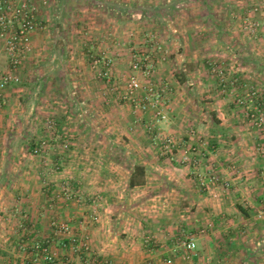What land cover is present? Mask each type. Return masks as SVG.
<instances>
[{
  "label": "rangeland",
  "instance_id": "374dc122",
  "mask_svg": "<svg viewBox=\"0 0 264 264\" xmlns=\"http://www.w3.org/2000/svg\"><path fill=\"white\" fill-rule=\"evenodd\" d=\"M26 1L34 8L39 23L34 32L40 31L44 38L41 49L36 50L32 33L30 50L15 69L19 81L14 86L23 88L21 99L25 105L19 114L22 118L13 121L22 120L19 127L8 131L9 153L16 157L17 171L26 169L31 157L41 156L49 170H81L83 177H89L85 180L89 183L95 177L92 172L99 170L96 157L101 155L115 160L110 170L111 166L119 172L130 168V175L146 154L156 156L157 161L149 164H156L161 171L165 165L158 161L160 153L170 157L171 166L179 163L176 148L180 140L174 133L165 132L168 116L174 111L169 105L175 89L168 82L155 81L159 65L170 62L176 73L190 74L188 79L193 83L186 90L190 92L186 105L195 118L190 120L188 129L183 128L189 135L181 137L208 135L209 125L212 129L219 115L216 109L225 112L221 117L229 131L223 137L221 125L215 129L214 141H222L215 144L216 153L221 155L218 158L222 159L217 169L208 170L204 165L203 169L187 167L197 176L185 183L196 194L188 190L183 193V202L188 203L192 217L164 248H159L151 237L145 244L153 250L159 248L160 264H220L223 259H212L211 252L206 257L199 254L203 250L202 240L191 232L193 228L188 223L199 219L191 200L211 198L214 186L223 187L225 192L221 196L245 207L248 220L244 226L247 230H242L247 241L243 240L242 247L247 250L221 264H264V2L127 0L138 3L132 11L142 18L124 22L107 7L116 0ZM0 45V54L8 58L3 43ZM137 61L142 70L133 67ZM146 65L152 66L149 74L143 73ZM21 71L27 74L23 77ZM37 78L41 80L38 83ZM133 78L141 84L134 95L138 104L123 98ZM144 119L146 124L141 123ZM123 130L128 132L127 136ZM132 139L134 145L130 146L128 141ZM53 156H64L66 160L52 164ZM148 167L146 178L151 176V187L147 194L157 204L147 205L166 208L172 205L170 201L179 205L177 195L184 184L174 176L154 177V168ZM68 187L70 198L77 202L85 199L77 188ZM163 195L169 199L165 201ZM136 197L132 203L137 201ZM201 218L211 224V214ZM58 228L63 232L67 227ZM190 238L195 239L197 247L187 258L183 242ZM40 244L39 249L44 248L43 242ZM28 246L25 244V250ZM48 252L45 256H50V264H63L56 254ZM144 260L143 264L155 261Z\"/></svg>",
  "mask_w": 264,
  "mask_h": 264
},
{
  "label": "crops",
  "instance_id": "0c3cea01",
  "mask_svg": "<svg viewBox=\"0 0 264 264\" xmlns=\"http://www.w3.org/2000/svg\"><path fill=\"white\" fill-rule=\"evenodd\" d=\"M259 1L264 2V0ZM40 14L44 19L43 13ZM43 38L44 35L40 31L33 33L32 40L33 45L37 46L36 50L41 49ZM2 48L0 45V51L3 50ZM179 51L181 53L179 57H182L183 49ZM159 66L155 81L165 84L168 82L175 89L169 105L173 106L174 111L168 116L170 121L168 126L166 125L165 132L170 135L174 133L180 140L176 148L178 155L176 161L179 163L171 166L170 157L160 153L158 161L165 165L164 170L156 169V164H149L150 161H157L154 155L146 154L141 164L148 169V166L154 168L153 174L151 173L154 177L164 174L167 177L174 176L184 184L177 195L181 205H178L177 201H170L172 205L166 208L147 205L149 202L157 204L156 199L147 194L151 187V176L146 178L145 184L131 188L130 168L119 172L111 166L110 170L109 166L114 165L115 160L107 155L96 157L100 163L99 170L92 172L95 177L91 179L94 182L92 180L89 183L85 182L89 177H83L81 170H49L42 162L41 156L31 157L32 162H29L26 169L17 171L14 167L16 157L9 153L8 131L19 127L22 122L20 120L17 124L13 121L22 118L19 114L25 107L21 99L24 94L23 88L14 86V83L4 88L0 87V264H50L47 260L48 256H45L46 250L53 256L57 255L56 258L63 264L75 262L104 264L105 261H110L112 264H143L146 263L144 260L146 258H153L154 264H160V258L157 261L159 248L169 245L172 242L170 237L174 236L177 230H182L185 222L192 217L188 214V203L183 202V193L187 190L194 193L192 188L187 189L185 183L189 184L197 176L193 175V170L188 171L187 167L198 168L204 165L203 167L208 170L211 167L217 169L222 159L218 158L221 155L216 153L218 148L215 149L218 146L215 144H220L221 140L217 143L213 139L217 127L214 123L212 129L209 125L208 135L205 133L204 137L190 136L188 139L181 137V134L189 135L185 129L190 126V120L195 118L186 105L190 95L186 90L193 83L188 79L190 74L186 75L187 80L184 83H180L176 77L177 70L172 69L170 62ZM8 70H10L8 58L0 54V78ZM26 74L21 71V76L24 77ZM39 81L40 78H37L35 82ZM205 81L207 82L206 79ZM177 102L181 105L178 106ZM216 110L219 112L217 118L223 128L221 135L225 137L229 131V125H226L224 118L221 117L225 112ZM151 114L149 116L153 121L155 119ZM205 120L210 122L209 119ZM141 123L147 122L144 119ZM127 133L124 132L126 136ZM133 141L134 139L128 141L130 146L134 145ZM64 160H66L64 156H53L50 162L53 164ZM209 174L207 173V176ZM122 178H125V181H121ZM90 183L93 184L89 185ZM67 185L74 186L75 190L77 188L85 199L77 202L70 198ZM136 190H138L137 194ZM223 192L225 188L214 186L211 190V198L201 196L197 201L191 200L193 211L199 212V219L195 218L194 223L188 224L193 228L191 232L199 235L197 238L202 240L204 251H200L199 254L206 257L211 252L212 259L224 260L234 257L241 250H247L242 247L245 241L243 236L245 232L242 230H247L244 226L247 225L248 219L245 218L247 209L240 204L235 205L226 195L221 196ZM166 195H163L165 201L166 198L169 199ZM135 196H138L137 201L132 203ZM93 198L95 200H91ZM230 209H233L231 212L235 215H230L232 214L228 212ZM206 213L207 216L211 214V224H207L208 219L201 218ZM61 226L67 228L60 232L58 227ZM149 237L153 242H157L158 249L153 250L150 245L145 244ZM241 237L243 239H240ZM40 242H43L42 249L38 247L41 245ZM25 244L29 245L27 250ZM257 244L259 245L260 241ZM223 260L218 263L221 264Z\"/></svg>",
  "mask_w": 264,
  "mask_h": 264
},
{
  "label": "built area",
  "instance_id": "2783aa9c",
  "mask_svg": "<svg viewBox=\"0 0 264 264\" xmlns=\"http://www.w3.org/2000/svg\"><path fill=\"white\" fill-rule=\"evenodd\" d=\"M38 24L34 8L30 7L26 0H0V43H3L8 53L10 64V70L0 78L1 88L19 81L15 69L20 66L22 58L30 50L31 35L37 29ZM133 67L142 70V66L138 61ZM151 68L152 66L148 67L146 65V70L143 73H151ZM140 85L137 78L131 79L123 98L133 100L138 104V101L134 99V95ZM34 152L38 153V149H35ZM196 247L194 238L183 242L185 253L189 254L187 258L190 257L191 253H194Z\"/></svg>",
  "mask_w": 264,
  "mask_h": 264
},
{
  "label": "trees",
  "instance_id": "16d2710c",
  "mask_svg": "<svg viewBox=\"0 0 264 264\" xmlns=\"http://www.w3.org/2000/svg\"><path fill=\"white\" fill-rule=\"evenodd\" d=\"M118 2H111L110 4H107V7L112 8L117 13V18L124 22L132 21L136 18H142L140 15H137L133 13L132 9L137 8L139 5L137 2L134 1H127V0H116ZM146 9V8H145ZM125 14V15H124ZM124 16V17H123ZM176 77L180 83H184L186 79V74L183 72L176 73ZM214 125L218 126L220 125V121L215 117L214 119ZM221 130L223 131V128L221 127ZM147 170L148 168L142 164H136L133 168V171L131 173V177L129 180V186L131 188H134L136 186H140L145 184L146 182V176H147Z\"/></svg>",
  "mask_w": 264,
  "mask_h": 264
}]
</instances>
